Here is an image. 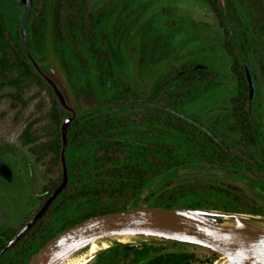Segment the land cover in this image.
<instances>
[{
  "label": "rangeland",
  "instance_id": "rangeland-1",
  "mask_svg": "<svg viewBox=\"0 0 264 264\" xmlns=\"http://www.w3.org/2000/svg\"><path fill=\"white\" fill-rule=\"evenodd\" d=\"M0 1L6 22L18 37L24 53L58 97V104L65 114L61 125L66 118L70 123L82 108L95 106L93 98L78 92L85 69L92 65L88 50L77 43L67 28H62L59 34L51 30L56 0ZM218 1L245 71L249 107L260 131L258 145L244 146L239 135L228 128V99L234 91V77L229 69L230 59L221 46V29L205 3L200 0H85L95 25L105 30L104 49L111 63L109 70L104 68L102 71L103 89L109 99L104 101H107L105 104L97 95L99 105L96 112L124 118V126L117 130L118 136L124 143L136 146L134 151H126L131 158L129 161H135L147 171L151 167V174L156 176L136 192L129 190L121 199L69 200L52 216L39 239L26 252L16 256L14 264H26L47 238L89 211H124L120 209L154 206L152 203L159 196L173 197L174 207H200L245 215L247 217L241 218V222L264 228V178L254 166L261 163L264 151V77L260 70V64L264 65V34L251 38L246 45L242 32L247 27L248 0ZM256 1L264 10V0ZM41 13L46 23L42 51L38 52L31 47L29 30L32 16ZM183 66L208 71L213 87L177 105L168 97L175 83L170 84L166 92L152 97L155 86L169 80L175 70ZM92 76L96 79L97 75L92 72ZM122 83L129 87L128 95L124 94ZM45 88L44 83H32L26 88L22 95L25 105L10 95L14 94V88L1 91L0 236L3 239L27 223L42 206L39 193L46 178L28 148L21 146L19 135L30 122H34L35 130L49 126L52 98ZM156 109H162L211 136L238 164L232 168L222 167L217 162L218 155L208 144L191 141L188 135L176 132L169 125L147 120L151 114L158 113ZM67 135L66 131V140ZM46 140L47 135H42L34 145L41 146ZM155 145H167L185 160V164L157 176L169 165L165 157L162 161L159 159L160 154L156 151L160 147ZM72 147L67 163L65 159L66 169L68 167L73 172L72 179L100 176L118 164L112 162L110 166L95 168L90 161L92 151L89 145H83L81 149ZM155 158L160 161L150 166V161ZM227 186L242 192L238 202L222 191L228 190ZM220 220L227 224L236 221L231 217ZM150 240L133 238L128 244L140 246L141 242L150 243ZM4 242L5 245L8 243ZM116 242L108 239L107 246L99 247L86 264H142L151 257L136 259L134 263L131 254L125 257V261L114 263L101 258V254L107 248L115 247ZM161 251L193 253L195 260L191 264H221L223 261L222 255L209 261L212 250L182 242L163 245Z\"/></svg>",
  "mask_w": 264,
  "mask_h": 264
},
{
  "label": "trees",
  "instance_id": "trees-1",
  "mask_svg": "<svg viewBox=\"0 0 264 264\" xmlns=\"http://www.w3.org/2000/svg\"><path fill=\"white\" fill-rule=\"evenodd\" d=\"M200 1L208 6L221 29L223 36L221 46L230 59L229 69L234 77V91L228 99L230 120L228 128H230L231 132L239 135V141L244 146H257L260 142V131L249 107V86L241 60L236 53L234 40L228 28L225 13L218 0ZM39 15L37 17L32 16L29 31L31 47L35 51L41 52L46 22L42 13ZM245 18L247 27L242 32V36L246 44L251 38L264 34V10L258 1L248 0ZM64 27L70 31L77 43L86 48L90 54L92 65L85 69L86 73L83 75L78 92L81 95L93 98L96 102L95 106L82 108L80 114L67 127V147L64 152L66 163L68 154L72 150L71 145L74 146L72 147L73 149H81L83 145H89L92 151L91 155H89L90 161L95 168L110 166L112 162H117L118 164L112 166L111 169L106 171V173L103 172L100 176L97 175L85 180H80L79 178L72 179L73 172L67 167L68 179L65 186L48 205L39 219L2 253L3 258H0V264H14L16 256L26 252V249L39 239L52 216L58 213L69 200L95 201L101 198L121 199L128 195L129 190H138L145 182L156 176L151 174V167L147 171L140 164H136L135 161L133 163L129 161L131 158H128L126 151H134L136 146L128 142L124 143L118 136L119 132L117 130L124 126V118L109 114L103 116L96 112L97 105H99L96 99L97 95L101 96L100 98L103 102L109 99L103 89L102 71L104 68L109 70L111 63L104 49L105 30L95 25L93 15L86 8L85 0L55 1L51 17V30L54 34H59ZM260 70L264 77L263 64H260ZM92 72H95L97 75V85ZM32 83L46 84L45 89L47 94L52 98L48 114L49 126L41 130H35L33 127L34 122H30L23 127L19 135L21 146L28 148L31 155L35 157V162L40 164L43 177L46 178V183L42 186L39 193L42 205L62 180L60 156L62 139L60 125L65 114L58 104V97L53 87L47 80L45 82L34 63L24 53L19 44L18 37L10 29L0 1V98L2 96L1 91L4 88L11 87L15 89V92L14 94L10 93V95L19 103L25 105L26 101L22 98V95L25 89L29 88ZM172 83H175V86L168 97L176 105L213 87L212 77L208 71L183 66L175 70L174 75L169 80L155 86L152 97L166 92ZM121 87L125 95L130 93L129 87L124 83L121 84ZM104 103L107 104V101ZM155 111L158 113H155V115L151 114L146 119L149 121L155 120L153 122L156 123L161 122L163 125H169L176 132L188 135L191 141H200L203 144H208L212 147L213 153L218 155L217 162L222 167L232 168L238 164L222 150L219 142L213 141L212 137L205 132H200L194 125L162 109H156ZM42 135H47V140L41 146H35V142ZM222 143H224L223 140ZM157 146L160 147V150L156 151L160 154L161 158L159 159L162 161L163 157H165L164 160L169 165L161 170L157 176L163 175L168 169H174L185 164V160L175 155L167 145H155V147ZM124 151L125 155H123ZM261 155V163H256L254 166L264 178V151ZM160 160L155 158L153 161L152 159L149 164L150 166L157 164ZM227 189L222 191L231 196L235 201L238 202L242 198L243 194L239 189L232 186H227ZM172 199L173 197L171 196L165 198L159 196L153 201L152 205L174 207ZM106 212L112 211L106 209L89 211L68 225H63L60 231L89 216ZM20 228L13 230L10 235H5L4 239L0 236V251L5 246L4 240L9 241ZM52 236L47 238L46 241ZM171 243L175 242L152 239L150 243L141 242L140 246L116 242V246L107 248L101 254V258L114 263L123 261L126 256L131 254L134 263L136 259L151 255L142 264H191L195 260L193 253L161 251L163 245ZM218 255L220 254L211 251L209 261H212Z\"/></svg>",
  "mask_w": 264,
  "mask_h": 264
},
{
  "label": "water",
  "instance_id": "water-1",
  "mask_svg": "<svg viewBox=\"0 0 264 264\" xmlns=\"http://www.w3.org/2000/svg\"><path fill=\"white\" fill-rule=\"evenodd\" d=\"M69 118L61 125L62 180L34 216L1 249L2 254L42 215L65 186L68 176L64 152ZM223 217L236 221L224 223ZM247 217L200 207L139 206L89 216L53 235L26 264H59L85 250L91 242L109 235L131 234L139 237L182 242L208 248L225 258V264H264V228L241 222Z\"/></svg>",
  "mask_w": 264,
  "mask_h": 264
},
{
  "label": "bare ground",
  "instance_id": "bare-ground-1",
  "mask_svg": "<svg viewBox=\"0 0 264 264\" xmlns=\"http://www.w3.org/2000/svg\"><path fill=\"white\" fill-rule=\"evenodd\" d=\"M133 238H144V237H139V236L131 235V234H123V235L115 234V235H109L104 238L96 239L93 242H91V244L83 252L79 253L78 255L74 257L71 256L63 260L59 264H81L83 263L85 260L90 258L97 251L99 247H102V248L106 247L108 239H114L121 243H128ZM222 259L223 261L221 262V264H225L227 262V258L222 256Z\"/></svg>",
  "mask_w": 264,
  "mask_h": 264
},
{
  "label": "flooded vegetation",
  "instance_id": "flooded-vegetation-1",
  "mask_svg": "<svg viewBox=\"0 0 264 264\" xmlns=\"http://www.w3.org/2000/svg\"><path fill=\"white\" fill-rule=\"evenodd\" d=\"M91 257H92V256H91ZM91 257H90V258H91ZM90 258H88L87 260H85V261H84L83 263H81V264H86V263L89 261Z\"/></svg>",
  "mask_w": 264,
  "mask_h": 264
}]
</instances>
